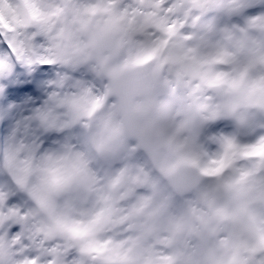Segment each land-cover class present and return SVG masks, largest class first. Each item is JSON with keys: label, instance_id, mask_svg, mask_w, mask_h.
<instances>
[{"label": "clouds", "instance_id": "obj_1", "mask_svg": "<svg viewBox=\"0 0 264 264\" xmlns=\"http://www.w3.org/2000/svg\"><path fill=\"white\" fill-rule=\"evenodd\" d=\"M0 264H264V0H0Z\"/></svg>", "mask_w": 264, "mask_h": 264}]
</instances>
